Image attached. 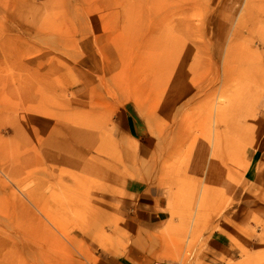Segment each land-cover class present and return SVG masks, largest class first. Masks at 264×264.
<instances>
[{
  "label": "rangeland",
  "instance_id": "obj_1",
  "mask_svg": "<svg viewBox=\"0 0 264 264\" xmlns=\"http://www.w3.org/2000/svg\"><path fill=\"white\" fill-rule=\"evenodd\" d=\"M262 102L264 0H0V264H264Z\"/></svg>",
  "mask_w": 264,
  "mask_h": 264
},
{
  "label": "crops",
  "instance_id": "obj_2",
  "mask_svg": "<svg viewBox=\"0 0 264 264\" xmlns=\"http://www.w3.org/2000/svg\"><path fill=\"white\" fill-rule=\"evenodd\" d=\"M259 117L260 122L264 124V104L263 102L260 105V111H259ZM256 152H254L255 155ZM262 153V151H261ZM261 156H257V160H255L257 163L260 162ZM257 163L254 165L253 170H257ZM257 174V173H256ZM125 196L127 201H129L132 205V208L138 210L141 212L140 214L142 217V220L146 222L149 225H154L157 223H160L162 220L159 216V211L156 209V204L160 203L161 196L158 195L157 191L150 189V187L145 186H139V185H130L126 187L125 189ZM254 213V208L250 206L249 203H244L240 208L237 207L233 211V219L234 222L238 225H247L251 222V218ZM157 216V219L154 218ZM221 239H215V245L219 249H223ZM102 264H125L118 258H110L105 259L102 261Z\"/></svg>",
  "mask_w": 264,
  "mask_h": 264
},
{
  "label": "bare ground",
  "instance_id": "obj_3",
  "mask_svg": "<svg viewBox=\"0 0 264 264\" xmlns=\"http://www.w3.org/2000/svg\"><path fill=\"white\" fill-rule=\"evenodd\" d=\"M150 17V16H149ZM156 18V17H155ZM150 32V31H149ZM153 33V32H152ZM151 35V34H150ZM149 37V36H148ZM150 38V37H149ZM154 39V38H153ZM156 39V38H155ZM158 39V38H157ZM146 40V39H145ZM160 52V51H159ZM156 53V52H154ZM160 54V53H159ZM153 55V54H152ZM155 65V64H153ZM155 67V66H154ZM138 75V74H137ZM133 81V79H132ZM135 81V80H134ZM56 131L58 132V134L61 136L62 140L60 141V143H65V141H68V139L70 138V134H72L73 130L69 129L68 131L65 130L66 128H63V126H55ZM42 133V132H41ZM67 135V136H66ZM59 137V136H58ZM60 138V137H59ZM56 140L54 142H57V138H55ZM72 140V139H71ZM59 146V145H58ZM56 147V146H55ZM60 147V146H59ZM157 261V260H156ZM158 261H163V260H158ZM168 261V260H167ZM170 262H175V261H170ZM177 263V262H176ZM178 264V263H177Z\"/></svg>",
  "mask_w": 264,
  "mask_h": 264
},
{
  "label": "built area",
  "instance_id": "obj_4",
  "mask_svg": "<svg viewBox=\"0 0 264 264\" xmlns=\"http://www.w3.org/2000/svg\"><path fill=\"white\" fill-rule=\"evenodd\" d=\"M150 264H177V263L176 262H170V261L163 260V261H153Z\"/></svg>",
  "mask_w": 264,
  "mask_h": 264
}]
</instances>
